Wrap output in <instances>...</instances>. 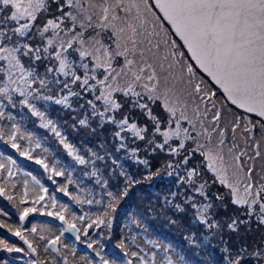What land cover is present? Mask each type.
<instances>
[{
	"label": "snow or ice",
	"instance_id": "snow-or-ice-1",
	"mask_svg": "<svg viewBox=\"0 0 264 264\" xmlns=\"http://www.w3.org/2000/svg\"><path fill=\"white\" fill-rule=\"evenodd\" d=\"M153 7L163 14L162 18L156 17ZM146 14L158 21H167L174 30L172 34L183 42L189 58L222 89L232 105L243 110L244 115L238 116L232 124V146L227 148V154L228 130L221 126L223 111L216 103V92L204 90L203 80L197 78L192 63L182 66L181 61H186L185 53L180 51L176 40L169 42L167 29L163 36L155 30V25L148 30ZM49 102L76 114L73 127L78 125L92 133L107 129L117 153L125 151L131 157H138L141 149L137 142L143 143L144 151L152 153L161 151L178 156L186 152L182 161L178 164L170 161L166 167L177 169L183 165L187 169L185 175L177 177V183L186 186L187 191L170 195L172 198L183 195L182 203L191 205L194 220L208 230L219 232L221 225L211 218L214 204L207 191L209 182L201 180V168L213 174L212 183L218 182L226 189L223 194H215L216 200L223 202L227 196L232 204L244 208L242 214L247 219H233L227 225L229 230L236 231L239 224H250L253 219L264 225V175L257 172L254 163H247L261 157L259 141L255 143L253 157L247 156L235 137L243 121L241 137L246 144L255 140L257 131L264 139V0H154V3L149 0H0V121L16 120L6 109L27 108L32 116L40 119L43 128L50 129L59 138V143L76 163L90 164L92 174H97L96 162L104 161L111 153L101 145L103 156L91 149L87 159L78 154L74 146L66 142L57 124L48 118ZM41 105L45 110H41ZM156 105H159L160 115L153 112ZM136 110L143 113L148 123L141 125L132 118L131 112ZM20 123L11 124L6 143L21 156L32 159V142L35 140V148H41V143L32 133L23 132ZM209 123L214 126L209 127ZM216 134L218 140L213 144ZM4 135L5 126L0 125V139ZM18 139L27 140L28 147L21 150ZM195 154L203 158L201 163L187 168ZM7 159L15 163L11 157ZM137 162L148 164L147 160ZM36 163L49 169L42 160L37 159ZM112 163L119 166L115 159ZM4 168L5 164L0 162V169ZM51 171L55 176L64 175L55 167ZM7 174L9 178L13 176L11 168L7 169ZM32 180L41 190L32 203L40 204L45 200L47 189L35 177ZM97 183L106 185L107 181ZM59 191L67 194L66 188ZM3 195L5 189L0 186V196ZM27 195L25 181L24 196ZM107 196L109 202L105 210L97 214L95 220H90L88 228L110 227L109 210H115L117 197L112 192ZM7 198L13 200L12 196ZM74 199L78 203L103 204V200ZM51 200L55 207V198ZM174 207L183 211L181 204ZM66 210L61 206V211L47 213L65 222L61 235L76 230V225L66 221L62 214ZM36 211V207H24L19 220L25 221ZM79 219L84 221L86 217L82 215ZM0 227L19 237L32 253L37 251L20 228L13 229L3 221ZM31 231L36 233V226ZM59 241L60 236H56L47 243L58 251ZM153 243L163 255L156 251L149 256L131 251L135 264H177L173 258L176 254H170L169 246ZM88 247L92 248V244ZM119 247L125 249L126 246L121 242ZM0 250L27 254L23 248L2 239ZM45 251H48L47 246ZM223 251L227 253L226 264H241L248 256L255 264H264V240L251 252L246 246L235 253L227 246ZM128 255L125 251L124 256ZM30 264L44 262L33 259ZM52 264H57L55 257ZM64 264H68L66 257ZM101 264H109V261L101 257ZM122 264H133V261L125 259ZM181 264L186 262L181 261Z\"/></svg>",
	"mask_w": 264,
	"mask_h": 264
},
{
	"label": "rangeland",
	"instance_id": "rangeland-1",
	"mask_svg": "<svg viewBox=\"0 0 264 264\" xmlns=\"http://www.w3.org/2000/svg\"><path fill=\"white\" fill-rule=\"evenodd\" d=\"M149 3H151V0H149ZM153 11L156 13V17H160L154 7ZM156 17L151 14H146L148 30L151 31L153 25H155V30L163 36L164 29H167L169 33V42H171V40H176L177 44L181 46L180 51L185 53L186 61H181L182 66L186 62L193 64L179 40L172 34L170 28L162 19L158 21ZM161 23L163 27H161ZM148 55L151 56V53H148ZM193 67L197 72V78L203 80L202 87L204 90L216 92V103L223 111L221 126L226 127L228 130L226 137L227 143L225 146V154H227V148L232 146V124L236 121L238 116H243L244 112L227 104L228 102L225 98L223 99L222 93L197 70L194 64ZM73 107H76V104H73ZM41 110H45L43 105H41ZM6 111H11L16 117V120L8 121L5 119L0 121V125L5 126V135L3 139H0V162L5 164V168L0 169V186H3L5 189V195L0 196V212L7 213L6 216L0 214V221H3L6 225H11L13 229L20 228L23 235H25L33 246L36 247L37 251L32 253L28 249L27 244L19 237L9 233L7 228L0 227V239L5 240L10 245L23 248L25 253H27L26 255L16 252L7 253L0 250V264H3L5 260L8 261V264H30V261L33 259H38L43 261L44 264H48L44 256L45 252H43L42 249H45L48 240L60 236L64 229L63 224H57L59 219L55 216L47 215L50 211H61V209H59L60 205L57 202L55 207H53L51 196H55L62 204H70L71 197L75 193H80L84 196L82 201L87 199H92L94 201L103 200V204L79 203V209H84L93 216L83 221V226L78 232V234L82 233L84 241L80 242L78 238H74L75 241H73L72 245L74 247H79L83 243V247H86L89 253H93L94 250H97L105 257L113 256V258H118L120 262L112 260L115 264H122L121 256L123 260L131 259L133 264H135L136 258L131 257L130 252L136 241L135 237L139 233V221L143 226L142 230L154 235L156 238L166 239L167 246H169L170 249L173 248L176 252H180L178 253L179 258L181 261H186V264H194V254H198L200 258L213 256L215 261L210 260V264H226L225 257L227 253L223 251L225 246L234 253L245 246L248 248V251L251 252L254 246L259 245L260 242L264 240V225L258 224L255 219H253L250 224H239L238 230L236 231L228 229L227 225L231 223L233 219H247L242 214L244 208L232 204L230 198L227 196L223 202L215 199L216 193L223 194L226 192V189L219 185L218 182L212 183L213 174L206 168L200 169L201 180H207L209 182L207 191L214 204L210 215L212 219L220 223L221 229L219 232L215 229L208 230L204 225L194 220L195 214L191 205L182 203L184 200L183 195H178L175 198L171 197L170 194L172 192L183 193L187 191L186 186L177 183L178 175H185L187 169L183 165L177 169H169L166 165L170 161L173 164H178L183 160L184 155L187 154L186 152H182L178 156L169 155L161 151L152 153L150 150L144 151L143 143L137 142L141 149L138 153V157H131L128 152L125 151L117 153L111 141L110 132L107 129L103 132L97 130L95 133H92L90 130L78 125L73 127L75 124L73 116L76 114L70 110L63 109L62 106L49 102L46 108L48 118L52 119L57 124L58 130L65 137L66 142L72 144L78 154L85 156L87 159L90 155L89 150L91 149L103 156L105 153L101 150V145H104L107 151L111 153V156L106 157L104 161L96 162L97 174L93 175L92 166L90 164L79 165L76 163L74 157L70 156L63 145L59 143V138H57L50 129L43 128L40 119L32 116L27 108L21 110L18 107L16 109H6ZM125 111H127V108ZM153 112L156 115H160L159 105L153 107ZM131 116L141 125L148 123L143 113L138 110L131 112ZM21 119L22 123H20ZM208 120H211V114H209ZM253 122H255V117H253ZM12 123H20V127L23 128L25 132L32 133L33 136L40 141L41 148H39L38 154L34 153V150L37 149L35 148V140L32 142V159H28L27 156H21L16 149H13L6 143L8 131ZM208 126L213 127L214 125L209 123ZM93 127H95V125H93ZM243 127L244 124L243 121H241L240 129H237L235 133L236 142L241 149L246 150L247 156L254 157L256 152L255 143L259 141L261 157L256 158L254 161L249 160L247 163H254L257 172L264 175V139H262L261 134L257 131L255 133V140H250L246 144L241 137V130ZM217 140L218 134L213 136L212 143L215 144ZM132 146L133 145L130 144V147ZM27 147L28 145L23 146L21 150ZM44 148H47L48 151L44 152ZM8 157H11L15 163L12 164L7 159ZM37 159L44 161V163L49 166V169L45 170L42 164L36 163ZM113 159L118 162L119 166L113 165ZM202 159L203 158L199 154H195L189 159L187 168H192L200 164ZM138 160H147L148 164L138 163ZM54 167L56 170L63 171L64 175L55 176L51 171ZM8 168H11L13 171V176L10 178L7 174ZM170 171L172 175L168 174ZM32 177H35L41 185L44 184L43 187L47 189V193L44 194L45 200L41 201L40 204L32 203V201L41 194L40 187L35 184ZM98 180L107 181V184L103 185L97 183ZM25 181H27L28 185L27 197L24 196ZM199 182L200 181H197V183ZM13 185H15V187H13ZM61 188H66L67 194L59 191ZM108 192L114 193L117 197L114 202L115 210H109V215L111 217L110 227L100 225V227L97 228L93 225V227L88 228L87 225L90 220H95L96 215L102 214L105 210V206L109 202V197L107 196ZM188 194L190 195L191 193L189 192ZM8 196H12L13 200H9L7 198ZM197 199L201 200L199 197H197ZM20 200L24 202H18ZM176 204H181L183 211L177 210L176 207H174ZM24 207H36L37 211L30 213L26 220L21 222L19 220V213ZM65 212H67V210ZM62 214L66 219L64 211ZM165 217H169V220L176 228H182L177 235L172 231L169 223H164L163 220ZM104 219L107 220L108 217H104ZM51 220H54L55 228L47 229L48 235L46 237L39 235L38 232L33 233L31 231L32 227L35 226L34 221L45 223ZM192 220L195 222L196 227L190 232L188 224ZM146 222L151 223L155 231L154 229H146ZM190 226H192V223ZM85 228H87V234L85 233ZM129 230L133 232L134 238L130 243H127L125 237ZM40 237H44V239ZM193 240H195V243L192 242ZM121 242L125 244L126 250L119 247ZM62 243L65 245L66 242L60 240L58 242L59 248L62 246ZM88 244H92V248H89ZM152 246L151 242L149 245L143 246V250L146 251V256H149L150 253L155 250ZM212 250L217 252V255L221 259H219ZM125 251L129 252L127 257L124 256ZM59 258H61V256H59ZM70 259L72 261L70 264H83L81 256L77 257L72 253ZM251 259L253 258L248 256L245 260L241 261V264L252 261ZM177 263L179 264L178 261Z\"/></svg>",
	"mask_w": 264,
	"mask_h": 264
},
{
	"label": "trees",
	"instance_id": "trees-1",
	"mask_svg": "<svg viewBox=\"0 0 264 264\" xmlns=\"http://www.w3.org/2000/svg\"><path fill=\"white\" fill-rule=\"evenodd\" d=\"M223 99H224V97H223ZM227 104H229V103H227ZM21 130L23 132H25V130L23 128H21ZM18 142L20 143L21 148L23 146L28 145V141L27 140H24V139H18ZM38 152H39V148H37L36 150H34V153L38 154ZM51 197H54L55 198V201L60 205V208L59 209H61V206H65L66 207L67 212L64 211V213L66 214L67 221L70 222V223L75 224L79 228V230H81V227L83 226V221H81L79 219V217L83 215L87 219H89V218H91L93 216V215H91L90 212L88 213V211H86L84 209H81V208L79 209V203L77 202L76 199H74V197H79V199L82 201V198H84V196H82L80 193H75V194L72 195L70 204H62L55 196H51ZM21 201L22 200H20L18 202L21 203ZM154 210H155V208H154ZM73 217H75V219ZM185 220H188V219H185ZM163 221H164V223H169V226L172 228V231L176 235L182 229L181 227L176 228L172 224V222L169 220V217H165ZM57 222H58L57 224H62L60 222V220L57 221ZM34 223H35V226L37 228L38 234L41 235V236H44V237H46L48 235L47 229L55 228L54 220L47 221L45 223H39L37 221H34ZM183 223H184V221H183ZM191 223H192V226H190ZM188 225L190 227V232L193 229H195V227H196L195 226V222H193V220L190 221ZM43 227H44V229H43ZM146 227H147L146 229H150V230H153L154 229L153 228V225L151 223H149V222H146ZM142 228H143V226L141 225V223L139 221V233L135 237L136 241L134 243V246L132 247V251H139L142 255H145L146 254V251L143 250V246H145L147 244L149 245L150 242H151L152 245H153L152 247H154V249H155L154 251H156L160 255H163V253H160V249H157L155 247V243H153V242H158L161 245H166L167 246L166 239L156 238L154 235L149 234L145 230H142ZM154 231H155V229H154ZM133 238H134L133 237V232L131 230H129L127 232L126 237H125V241L127 243H130L133 240ZM75 239L74 238L67 237L65 235V233H63V235H60V240H62L63 242H66V243H65V245L62 243V246L59 248L60 251H58L57 253H52V252H50L49 249H48V251H45V249H42V251L45 252V255L44 256H45V258L47 260V263L48 264H52V258L55 257L56 258V261H57V264H64V258L66 257L67 258V261H68V264H70V263H72V261L70 259V257L72 256V253L75 256H77V257L78 256H81L82 257V263L83 264H89L90 261H91V264H101V257H103V259L108 260L109 261V264H112V262H113L112 260H115L116 262H120V260L118 258H113V256L105 257L101 253H100L99 256H97L96 253L99 252L97 250H94L93 253H89L88 252V249H86V247H83V243L79 247H74L72 244H73V241H75ZM78 240L80 242H83L84 241V236L82 235V233H79L78 234ZM65 246H67V247H65ZM124 250H126V249H124ZM172 253H175L176 254V255L173 256V258L176 259L179 262V264H181V260H180V258L178 256V253H180V252H176L172 248L170 254H172ZM214 253L216 254V256L219 259H221L217 255V252H214ZM59 256H61V258H59ZM193 257H194V264H210V260L215 261V259H214L213 256H208V257H202V258H200V256L198 254H194ZM251 260L252 261L245 262V264H251V263L252 264H255V260L254 259H251ZM123 261L124 260H123V258L121 256V262H123ZM190 264H193V263H190Z\"/></svg>",
	"mask_w": 264,
	"mask_h": 264
},
{
	"label": "water",
	"instance_id": "water-1",
	"mask_svg": "<svg viewBox=\"0 0 264 264\" xmlns=\"http://www.w3.org/2000/svg\"><path fill=\"white\" fill-rule=\"evenodd\" d=\"M151 3H154V0H151ZM154 8H155V7H154ZM155 10H156L157 13L159 14V16L162 18V17H163V14H162L161 12H159L158 9L155 8ZM163 21H164V20H163ZM164 22H165L166 25L170 28L171 32L174 33V30L171 28V25H170L167 21H164ZM174 36H175V35H174ZM175 37L179 40V42L181 43V45H183V42L179 39V37H177V36H175ZM183 48L185 49V51H186L188 57H190V54L187 52V49H186L185 47H183ZM190 60H191V59H190ZM191 61H192V60H191ZM192 62H193V64H194V66L197 68V70H198L200 73H202V74H203V75H204V76H205V77L211 82V84H212L214 87H216V88L222 93V95H223V97L225 98V100H226L231 106H233L234 108L238 109L236 106L232 105L231 102L228 101V100L226 99L225 94L223 93L222 89H220L219 86L216 85L215 82L212 81L211 78L208 77L206 73H203V71L200 70V69L198 68L197 65H195V62H194V61H192ZM238 110H240V111L243 112V110H241V109H238ZM61 223L64 225V228H65V227H66L65 222H64V221H61ZM78 232H79V229H78V227L76 226V230L65 232V234H66L67 236H69V237H77V236H78ZM47 248H48V249L50 250V252H52V253H56V252H57V251L53 250L52 246L49 245L48 243H47ZM56 249L59 250L58 243H57V245H56Z\"/></svg>",
	"mask_w": 264,
	"mask_h": 264
}]
</instances>
